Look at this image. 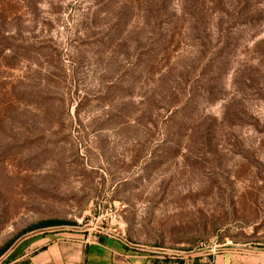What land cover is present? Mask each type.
<instances>
[{
	"label": "rangeland",
	"instance_id": "obj_1",
	"mask_svg": "<svg viewBox=\"0 0 264 264\" xmlns=\"http://www.w3.org/2000/svg\"><path fill=\"white\" fill-rule=\"evenodd\" d=\"M103 230L264 264V0H0V264Z\"/></svg>",
	"mask_w": 264,
	"mask_h": 264
},
{
	"label": "crops",
	"instance_id": "obj_2",
	"mask_svg": "<svg viewBox=\"0 0 264 264\" xmlns=\"http://www.w3.org/2000/svg\"><path fill=\"white\" fill-rule=\"evenodd\" d=\"M29 246L31 252L20 258L28 264H167L159 256L150 255L146 246L114 233H44Z\"/></svg>",
	"mask_w": 264,
	"mask_h": 264
},
{
	"label": "trees",
	"instance_id": "obj_3",
	"mask_svg": "<svg viewBox=\"0 0 264 264\" xmlns=\"http://www.w3.org/2000/svg\"><path fill=\"white\" fill-rule=\"evenodd\" d=\"M61 224H64V223L59 222V221L40 222L35 228L31 229L30 231L35 230V229H39V228H46V227H52V226H56V225H61ZM11 245L12 244L10 243L5 248L0 250V257L9 249V247ZM20 264H28V261H22ZM155 264H157V262Z\"/></svg>",
	"mask_w": 264,
	"mask_h": 264
},
{
	"label": "built area",
	"instance_id": "obj_4",
	"mask_svg": "<svg viewBox=\"0 0 264 264\" xmlns=\"http://www.w3.org/2000/svg\"><path fill=\"white\" fill-rule=\"evenodd\" d=\"M101 232H103V233H108V234H113V233H110V232H108V231H101ZM120 234H114V236H117V237H121V236H123V235H121V236H119Z\"/></svg>",
	"mask_w": 264,
	"mask_h": 264
}]
</instances>
